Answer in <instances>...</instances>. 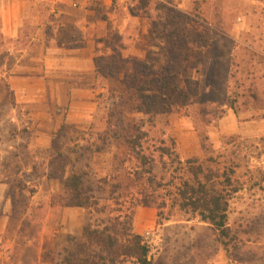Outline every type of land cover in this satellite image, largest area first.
<instances>
[{
    "label": "rangeland",
    "instance_id": "374dc122",
    "mask_svg": "<svg viewBox=\"0 0 264 264\" xmlns=\"http://www.w3.org/2000/svg\"><path fill=\"white\" fill-rule=\"evenodd\" d=\"M143 7L148 9L142 12L144 18H153V33L159 39L158 44L162 40L165 53L148 61H136V64L148 63L157 70L170 64L177 83L189 95L188 107L186 105L178 113L157 119L155 135L160 137L163 132L166 146L161 155L155 152L159 144L147 145V150L150 149L145 155L157 158L152 164L139 165L131 154L129 156L126 147L119 148L115 154L99 153L91 157L88 183L90 189L96 191L91 195L102 199V203L94 207L92 221L99 224L104 220L101 211H105V203L120 211L123 209L121 205L128 208L140 193L153 190L151 195L158 197L159 202H165V205L161 210L153 208L157 212L155 231L160 238L153 244L149 257L154 258L162 248V258L164 255L177 259L188 254L187 243L195 240L202 246L200 259L203 261L215 249L213 235L203 228L204 224L199 219H184L173 195L175 190L170 186L171 179L173 177L178 182L183 168L180 163L184 164L189 159L199 160L203 165L213 161H230L231 170L235 173L232 175L234 185L238 187L239 182V187L244 185L245 190L237 193L231 201L229 223L233 232L241 225L240 232L249 233L247 236L240 235V239L248 242L240 244L233 252L241 262L264 259V184L253 192L247 191V180L251 175H254L255 183L261 181L264 175V97L258 93V98L253 101L250 93L253 84L260 92L264 84V0H147ZM186 37L191 41L198 40L194 45L195 50L180 43ZM27 38L28 35L19 43L20 48L29 43ZM3 61L5 58H0V66ZM8 63L13 66L16 61L9 59ZM129 67L120 64L121 69L118 70L124 72L121 73L123 78L129 74V70L131 73L135 70L133 61ZM176 99L182 103L181 99ZM232 107L238 110V114ZM201 109L205 111V116H211V124H205L198 116ZM34 113L35 110L31 108L19 106L15 96L8 92L5 79H0V180L15 177L14 180L25 182L26 193L24 198H20L19 206L31 211L30 223L28 220L24 224L25 228H30L27 234L31 236H36L47 221L50 205H60L54 195L63 194L62 186L56 179V170L61 163L55 153L46 148L32 153L33 156L27 152L26 145L35 140L37 125L40 124L34 122ZM134 118L140 120L145 116L136 115ZM100 119L101 116L93 125L79 124L76 131L88 129L83 132L102 133L106 124ZM43 127V131H50L46 125ZM67 127L64 132H59V142L64 151L71 137L76 140L79 137L71 132L75 128ZM197 127L204 130L209 139V149L214 152L202 149ZM16 148L21 158L15 157ZM33 158L36 165L28 172L33 167ZM6 163L7 168L10 166L13 170L4 167ZM136 168H139L138 172ZM149 170H152V175L148 174ZM231 170L229 168L228 171ZM100 188L104 192H97ZM66 213L64 219L68 221L62 225L60 208L53 212L46 226L45 247L52 240L51 232L61 225L72 228L76 233L80 224L83 229L87 210ZM159 213L164 220L161 226H158ZM254 220H257V224L252 230L247 225ZM193 228L197 229L193 231ZM140 236L146 242L143 234ZM29 256L33 254L28 253Z\"/></svg>",
    "mask_w": 264,
    "mask_h": 264
},
{
    "label": "crops",
    "instance_id": "0c3cea01",
    "mask_svg": "<svg viewBox=\"0 0 264 264\" xmlns=\"http://www.w3.org/2000/svg\"><path fill=\"white\" fill-rule=\"evenodd\" d=\"M134 6V0H0V58H5L0 66V79H5L17 104L35 110L34 122H40L35 140L26 145L32 156L42 148L53 151V141L63 124L75 128L71 132L77 133V137L89 136L83 132L88 129L76 131L77 125H93L100 116L107 128L108 92L122 82L121 73L124 72L118 70L120 64L131 67L132 61L135 65L136 61L164 56V44L162 40L158 44L159 39L153 33V18H144L143 13L135 16ZM27 31L29 33H25ZM26 35L29 43L20 48L19 43ZM9 59H15L16 63L9 66ZM113 63L115 78L100 77ZM50 123L53 126L50 127ZM42 125L50 131H43ZM119 148L125 147L114 146L103 153L115 154ZM15 152V157L21 158L18 148ZM32 161L33 167L28 172L36 165L35 158ZM4 167L7 168V163ZM7 169L13 170L10 166ZM14 179L0 180V264H56L46 260L44 254L48 250H57L55 241L60 235L82 236L81 224L78 233L62 226L68 221L64 219L66 212L80 209L51 204L47 221L39 228L38 234L28 235L30 228H25L24 224L28 220L30 223L31 211L20 208L18 192L14 198L11 196ZM57 208L61 210L62 225L51 232L52 240L45 247L46 226ZM156 225L157 212L153 208L136 209L133 219L135 234L144 236L152 230V241L156 244L160 238L155 231ZM28 253L33 256L27 257ZM163 253L161 248L154 260L157 261ZM206 264L240 263L231 261L222 250ZM251 264H264V259Z\"/></svg>",
    "mask_w": 264,
    "mask_h": 264
},
{
    "label": "trees",
    "instance_id": "16d2710c",
    "mask_svg": "<svg viewBox=\"0 0 264 264\" xmlns=\"http://www.w3.org/2000/svg\"><path fill=\"white\" fill-rule=\"evenodd\" d=\"M146 1L139 0L137 2L135 0L133 10L135 16H139L145 11L146 7L144 8L143 5L146 4ZM197 42L198 40L191 41L189 37L180 41L184 47L193 50H195L194 45H197ZM169 65L157 70L148 63L135 64V70L122 78V82L108 92L110 93L108 98L110 102L109 118L104 132L89 134V136L83 134L77 140L71 138L65 144L67 146L65 151L59 142L60 133L54 139L53 152L61 163L56 170V179L63 186V194L56 195V200L65 208L84 209L88 213L82 236L60 235L55 241L57 250L52 249L45 252L46 260H52L56 264H180L182 260H184L182 264L191 262L206 264L216 256L219 252L218 249L222 248L233 262L251 264L259 261L241 262L237 260L233 252L240 244L244 243L245 245L248 242L240 239V235L247 236L249 233L243 230L240 232L241 225L237 231L233 232V227L229 223L231 201L237 193L245 190L244 185L239 187V182H237L238 187L234 185L232 175L235 173L231 170L230 161L224 163L213 161V163L203 165L199 160L189 159L184 164L180 163L183 168L180 171L178 182L173 177L171 179L170 186L175 190L173 195L180 212L184 214V219L187 221L199 219L204 224L203 228L213 235L215 249L205 256L203 261L200 259L202 246L195 240L187 243L188 254L179 256L177 259L163 255V258L161 256L159 261H155L154 258L149 257V247L143 242L140 235L134 233L133 219L136 209L139 207L156 208L157 210L164 207L165 202H159L158 197L151 195L153 190L140 193L139 198L130 203L128 208L121 205L123 209L120 211L112 209L111 205L105 203V211H101L104 220L99 224L92 221L94 207L101 204L102 199L91 195L96 192L95 189H90L88 183L89 173L87 171L90 168L91 157L110 151L114 146L122 145L130 152L129 156L131 154L132 159L139 165L152 164L157 158L145 155L150 149L149 147L147 150V145L149 143L159 144L160 146L155 152H159L161 155H163L166 146L164 133L162 132L160 137L155 135V129L158 126L157 119L178 113L179 109H185L186 105L188 107L189 95L183 92L176 81L174 70ZM114 67V63L108 65L100 77L113 80L115 78ZM253 85L250 93L252 100L256 101L258 93L264 97V84L261 92L255 84ZM6 87L8 92L13 94L8 85ZM216 89L215 85L214 90ZM176 98L181 99L182 103L177 102ZM262 105L264 109V103ZM232 108L238 114V110L235 107ZM132 115H144L146 119L138 120ZM198 116L205 124H211L213 121L209 118L211 116H205L203 109L200 110ZM69 127L73 128L70 125ZM67 128V124H63L60 131L64 132ZM196 130L201 138L202 149L210 151L209 139L204 130L198 127ZM137 155H141V157L137 158ZM229 168L231 172L228 171ZM136 169L138 172L139 168ZM148 174L152 175V170H149ZM255 180L254 175L248 178L247 184L250 185V187L247 185L248 192H253L258 186L264 184V175L258 183H255ZM25 191V182L14 180L10 191L11 196L14 198L18 192L20 198H24ZM97 192H104V190L102 191L100 188ZM158 217V226H161L164 224V220L160 213ZM256 224L257 220H254L247 227L254 230ZM186 260L189 262L186 263Z\"/></svg>",
    "mask_w": 264,
    "mask_h": 264
},
{
    "label": "built area",
    "instance_id": "2783aa9c",
    "mask_svg": "<svg viewBox=\"0 0 264 264\" xmlns=\"http://www.w3.org/2000/svg\"><path fill=\"white\" fill-rule=\"evenodd\" d=\"M154 231H147L145 234H144V238H145V244L149 247V249H150V253H151V251L153 250V237H154Z\"/></svg>",
    "mask_w": 264,
    "mask_h": 264
}]
</instances>
